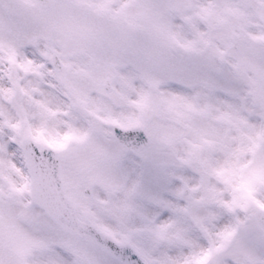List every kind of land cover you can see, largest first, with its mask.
I'll use <instances>...</instances> for the list:
<instances>
[{
	"label": "snow or ice",
	"instance_id": "1",
	"mask_svg": "<svg viewBox=\"0 0 264 264\" xmlns=\"http://www.w3.org/2000/svg\"><path fill=\"white\" fill-rule=\"evenodd\" d=\"M0 264H264V0H0Z\"/></svg>",
	"mask_w": 264,
	"mask_h": 264
}]
</instances>
